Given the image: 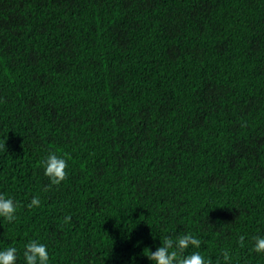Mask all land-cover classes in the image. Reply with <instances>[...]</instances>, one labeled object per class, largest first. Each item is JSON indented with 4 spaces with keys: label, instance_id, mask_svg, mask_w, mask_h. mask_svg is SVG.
I'll use <instances>...</instances> for the list:
<instances>
[{
    "label": "trees",
    "instance_id": "trees-1",
    "mask_svg": "<svg viewBox=\"0 0 264 264\" xmlns=\"http://www.w3.org/2000/svg\"><path fill=\"white\" fill-rule=\"evenodd\" d=\"M0 193L16 264L30 239L50 264H151L185 232L264 264V0H0Z\"/></svg>",
    "mask_w": 264,
    "mask_h": 264
},
{
    "label": "clouds",
    "instance_id": "clouds-1",
    "mask_svg": "<svg viewBox=\"0 0 264 264\" xmlns=\"http://www.w3.org/2000/svg\"><path fill=\"white\" fill-rule=\"evenodd\" d=\"M40 165L44 177L50 182L48 187L59 186L66 179L68 162L55 151L48 152L40 161ZM40 205V198L32 196L27 207L32 209L38 208ZM17 206L13 196L0 193V218L10 224L16 221ZM64 219L65 222H68L71 217L66 216ZM244 240L245 237L240 236V242L243 243ZM252 240L254 242L250 251L264 255V235H255ZM200 247L201 239L192 232H185L175 238L164 236L162 242L160 240L159 246L155 247V251L147 249L146 257L151 264H211L209 258L201 255ZM18 256V249L15 246L0 249V264H16ZM22 256L25 264H50L48 245L38 239H30L24 244ZM222 257L225 264H231L232 256L228 250L222 252Z\"/></svg>",
    "mask_w": 264,
    "mask_h": 264
}]
</instances>
